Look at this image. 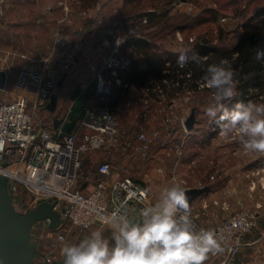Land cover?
Segmentation results:
<instances>
[{"label": "rangeland", "instance_id": "374dc122", "mask_svg": "<svg viewBox=\"0 0 264 264\" xmlns=\"http://www.w3.org/2000/svg\"><path fill=\"white\" fill-rule=\"evenodd\" d=\"M68 1L71 8V13L68 15L70 20L60 24L61 27L57 26L54 31L52 28L51 35L48 32L49 28L46 29L42 37H45L47 42L41 44L31 41L22 42L21 38L10 34L9 27L5 25L6 16L0 19V68L6 65L3 59L8 54L12 52L19 55L23 52L29 53L31 48L33 52L30 53V58L27 60L22 59L26 61L22 67L37 68L52 65L60 68L59 63L55 60L59 61L73 44L78 47L82 46V50L77 56L80 63L74 66L72 75L64 81L62 89H59L58 92L61 99H67L71 103L73 95L81 88L82 83L86 81L87 84L93 80L92 67H99L103 57H107L109 54V49L106 48L103 56H99L98 48L112 39L114 34L125 36L128 31L135 28L140 34L142 29L138 26L141 20L134 22L138 27L130 26L122 34H118L115 29L110 28L115 24V20L127 0H86L85 8L80 0ZM260 6H264V0H237L236 4L235 0H178L170 7L169 16L171 18L182 16L197 18L203 15L210 17L206 11L211 9L217 14L216 22L205 23L188 32L167 33L163 37L155 38L154 41L162 51L174 53H178L181 48L190 49L196 43L207 38L213 40L215 45L224 44L232 47L237 44L242 35L243 23ZM144 12L153 13L154 10L150 7L146 8ZM129 24L133 23L130 21ZM220 30H224L226 33L223 44L219 40ZM156 31V27H151L146 33L151 34ZM60 36L63 38L59 40ZM55 38L57 43H54ZM38 47L40 48L38 49ZM38 54L40 58H36ZM127 95V99L119 105L117 111L124 134L133 137L143 126L149 135L158 132L159 138L153 143L148 156H141L137 159L109 157L103 153L86 155L84 159L85 181L95 173L101 163L110 161L115 176L131 178L146 185L150 194V204H152L158 198L160 189L173 183H179L186 189L214 188L220 181L230 182L231 177L234 176L238 186H223L216 194L218 200L227 202L229 209L220 207L219 214L214 210H210V213L204 211L202 217L205 218L209 226L215 229L218 223L227 219L237 210L244 208L254 213L258 221L256 228L249 235L261 227L260 223L264 214V173H261V169L252 172L241 169L253 153L245 152L238 137L234 134L228 137L220 135L219 126L206 113L207 107L214 103L212 93L204 89L201 92L187 93L174 98L175 107L172 115L175 120V130L171 135L167 131L165 122L170 114L167 107L169 99L160 102L158 99L150 97L145 91L130 90V88ZM226 102L228 101H225V104ZM256 102H264V95L260 96ZM227 108L229 109V107ZM193 109L196 110L197 123L195 129L187 135L182 119L186 118L188 121ZM232 149L239 150L238 154L233 155ZM197 218L207 228L198 216ZM97 229L102 230L106 238H111V229L98 226L88 233L81 234L78 231H73L60 239L59 231L43 230L38 224L33 230V241L37 245L34 264H53L55 258L63 260L61 249L65 244L79 243L80 240Z\"/></svg>", "mask_w": 264, "mask_h": 264}, {"label": "built area", "instance_id": "2783aa9c", "mask_svg": "<svg viewBox=\"0 0 264 264\" xmlns=\"http://www.w3.org/2000/svg\"><path fill=\"white\" fill-rule=\"evenodd\" d=\"M68 2L58 0L59 6L70 14ZM8 3L9 0H0V19L6 16ZM146 23L147 19L143 24ZM136 29H131L125 36L114 34L98 48L99 56H103L106 48L109 54L103 57L99 67H92L94 77L86 86L91 95L83 104V117L74 132H66L65 127L72 122L75 104L57 120L60 125L55 133L46 128L48 118L43 116V112L48 110L52 98L58 94L61 75L71 73L79 63L77 56L82 46L73 44L59 61L55 60L60 68L52 65L22 67L13 87L10 90L7 87L0 89V176L19 212L26 213L42 202L56 204L55 209L64 221L56 230L60 232V239L73 231L82 234L98 226L111 229L109 220L121 203H126L127 209L136 214L150 205V194L135 180L112 178L110 161L101 163L88 182H83L86 155L103 153L109 157L137 159L148 156L153 143L159 138L158 132L149 135L143 126L135 136L125 135L117 115L119 105L127 99L130 88L121 79L120 71L131 64L130 54L134 48L129 45V40L139 37ZM62 38L60 36L59 40ZM120 87L123 92L119 91ZM168 99L167 95L158 97L160 102ZM167 107L170 114L165 122L171 135L175 130L172 115L175 99H169ZM186 121V118L182 119L188 135ZM261 173H264V162ZM223 209H229L227 203L223 204ZM190 211L196 226L205 228L198 221L193 206ZM38 224L43 230L51 231L50 220ZM257 224L254 213L244 208L237 210L213 230L221 242V251L209 256L221 260L220 264H234L246 236L253 232ZM59 261L55 258L53 264Z\"/></svg>", "mask_w": 264, "mask_h": 264}, {"label": "clouds", "instance_id": "9594fccd", "mask_svg": "<svg viewBox=\"0 0 264 264\" xmlns=\"http://www.w3.org/2000/svg\"><path fill=\"white\" fill-rule=\"evenodd\" d=\"M205 61L206 57L192 49L178 50L181 68L188 64L202 67ZM236 77L227 58L207 65L203 80L213 92L214 103L206 113L222 137L234 134L245 152L264 155V102H237L231 110L226 107L225 101L238 94ZM109 223L110 239L97 229L79 243L65 244L63 264H205L209 254L221 251L216 232L193 222L187 190L179 183L160 189L156 201L138 214L121 203Z\"/></svg>", "mask_w": 264, "mask_h": 264}, {"label": "trees", "instance_id": "16d2710c", "mask_svg": "<svg viewBox=\"0 0 264 264\" xmlns=\"http://www.w3.org/2000/svg\"><path fill=\"white\" fill-rule=\"evenodd\" d=\"M80 1L85 8L86 0ZM176 1L178 0H127L125 2L115 24L110 28L122 34L130 26L136 27L134 22L141 20L138 26L142 31L139 37H132L129 40V45L134 50L130 54L131 64L120 71L123 82L129 87L134 86L139 91L147 92L154 99H158L160 95H167L169 99H174L178 95L194 94L204 89L213 94L212 90L206 86L202 88V85H205L203 80L205 69L208 64L227 58L235 68L236 79L239 81L238 94L231 101L226 102V104L229 103L227 107L230 109L237 102H256L260 96L264 95V6L257 8L243 23L242 35L237 44L232 47L225 46L223 42L226 33L220 30L219 40L223 45H215L213 40L207 38L190 48L202 57H206L202 67L188 64L181 68L177 64L178 53L162 51L154 39L175 31H192L195 27L208 22L215 23L217 14L209 9L206 14L210 17L203 15L197 18L190 16L171 18L170 7ZM236 2L237 0L235 4ZM150 7L153 8V13L144 12ZM143 19L148 20L147 25H143ZM130 21L133 24L130 25ZM151 27H156L157 31L151 34L146 33ZM61 78L62 76L59 80ZM119 90H122V87ZM90 95L88 93L89 97ZM86 98L81 96L83 102ZM139 183L145 187L142 182Z\"/></svg>", "mask_w": 264, "mask_h": 264}, {"label": "crops", "instance_id": "0c3cea01", "mask_svg": "<svg viewBox=\"0 0 264 264\" xmlns=\"http://www.w3.org/2000/svg\"><path fill=\"white\" fill-rule=\"evenodd\" d=\"M68 15L69 14H67L59 6L58 0H9L7 6V12H6L5 25L9 27V30L11 31L10 34L11 33L14 34L16 38L17 37L21 38L22 42L27 43V41H31V42H38L41 44L47 42L46 38L42 37V35L45 34V30L49 28L50 31L48 30L47 31L49 32V35H51V32L54 31V29L57 26L61 27L60 24L64 23L67 20L68 21L70 20V16ZM53 38L51 40L52 42H53ZM54 43H57L56 38ZM39 48L40 47H38V49ZM31 52H33L32 48L30 49L29 53L23 52V54L19 55L18 53L12 52L4 57L3 61H5L6 65L1 67L0 70L5 71L7 73L6 87L8 90H10L13 87L19 70L21 69L22 66L25 65L26 61L23 60H27L28 58H30ZM37 57L40 58L39 54L36 56V58ZM72 73L73 72L63 74V76L66 75L65 80L68 77H70ZM90 82L91 81H89L86 84V81H84V83H82L81 88L73 95V101L71 103H69L67 99H61L60 94L59 96L57 94L59 100L56 111L54 113L50 112L49 110L43 112V116L48 118V121L46 122V128L49 131L55 133L57 127L60 125V123H58L57 120H59L60 117H63L67 112V110L70 107H72L74 104L76 108L71 118L72 122L71 124L67 125L68 126L67 128L65 127V131L71 133L77 130L83 117L84 102L82 101L81 96L83 97L88 96L89 91L86 90V86ZM62 87L61 88L58 87V92L59 89H62ZM131 89L135 90L136 88L132 86L130 87V90ZM238 151L239 150L237 149L236 150L232 149L231 153L233 155L234 154L237 155ZM263 162H264V155H261L259 153H253L252 157L248 159L245 166L241 169L245 170L246 172L259 171L260 169H262L261 167ZM112 178L114 180L121 179L115 176L114 174ZM234 178H235L234 176L231 177L230 182L220 181L214 188L208 187L209 189L208 192L205 193L203 196H201L193 204L196 217L198 216L201 219V222L211 230H213L214 228L209 226L205 218L202 217L203 214L202 212L207 211L208 213H210V210L217 211L218 214L219 212H221V208H223V204L227 202H222L221 200H218L216 198V194L223 186L235 187L237 183L235 181L236 179ZM83 182L87 183L88 179L86 181L83 179ZM136 182L142 188L147 190L145 184H144L145 187H143L138 181ZM91 188L92 187H90L89 189ZM215 202H218V204H215ZM262 217L263 218L260 223L261 227L255 230V232L252 235L246 236L244 246L242 247L237 257L235 258L234 264H264V214L262 215ZM221 262H222L221 260L220 261L216 260V258L210 255L208 260L205 262V264H220Z\"/></svg>", "mask_w": 264, "mask_h": 264}, {"label": "water", "instance_id": "95a60500", "mask_svg": "<svg viewBox=\"0 0 264 264\" xmlns=\"http://www.w3.org/2000/svg\"><path fill=\"white\" fill-rule=\"evenodd\" d=\"M65 78L66 75L60 79L59 88L63 86ZM6 85L7 73L0 70V89H5ZM58 100V96L52 98L48 106L50 112L56 111ZM196 123V110L193 109L185 124L186 130L193 131ZM186 190L189 205L192 207L209 189L200 187ZM55 208V203L42 202L26 213L19 212L14 206L4 179L0 176V264H34L37 246L32 242L33 227L40 222L50 220L49 229L58 230L64 221L61 213ZM63 260L55 264H63Z\"/></svg>", "mask_w": 264, "mask_h": 264}]
</instances>
